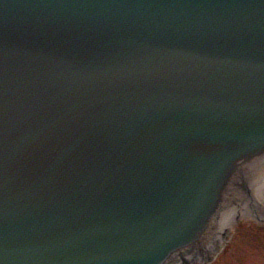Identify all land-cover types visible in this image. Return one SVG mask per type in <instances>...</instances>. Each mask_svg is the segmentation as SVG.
<instances>
[{"label":"water","instance_id":"obj_1","mask_svg":"<svg viewBox=\"0 0 264 264\" xmlns=\"http://www.w3.org/2000/svg\"><path fill=\"white\" fill-rule=\"evenodd\" d=\"M264 180V0H0V264H182Z\"/></svg>","mask_w":264,"mask_h":264},{"label":"rangeland","instance_id":"obj_2","mask_svg":"<svg viewBox=\"0 0 264 264\" xmlns=\"http://www.w3.org/2000/svg\"><path fill=\"white\" fill-rule=\"evenodd\" d=\"M256 210L264 216V204ZM193 264H264V218L255 215L240 218L218 251L204 262Z\"/></svg>","mask_w":264,"mask_h":264},{"label":"bare ground","instance_id":"obj_3","mask_svg":"<svg viewBox=\"0 0 264 264\" xmlns=\"http://www.w3.org/2000/svg\"><path fill=\"white\" fill-rule=\"evenodd\" d=\"M251 196L252 198L249 200V202H247L240 210L227 215L223 219L216 246L209 253L190 256L182 264H193L204 262L205 260H207L213 253L218 251L219 248L224 245L232 225L240 218L250 215L264 218V216L262 214H259L256 210V207L258 205L264 204V180H262L259 184H257L256 187H254Z\"/></svg>","mask_w":264,"mask_h":264}]
</instances>
